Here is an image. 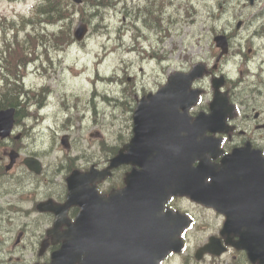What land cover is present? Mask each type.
<instances>
[{
    "label": "rangeland",
    "instance_id": "374dc122",
    "mask_svg": "<svg viewBox=\"0 0 264 264\" xmlns=\"http://www.w3.org/2000/svg\"><path fill=\"white\" fill-rule=\"evenodd\" d=\"M170 6H164L158 13L153 11V17L158 13L161 20V25L169 18L177 19L178 24L169 26V31L172 33L171 38L167 39L163 45L165 52L157 53L154 51L153 57H147L143 47L150 46V42H145L144 39L133 41V27L139 28L143 32V18L145 14L138 12L141 6L147 4L145 0H106L104 11L103 25L107 26L109 34L101 32L103 29L95 28V24H89L90 33L84 40L85 44L78 47L71 46L61 55L58 61L55 58L53 61L56 66L54 70H50L47 76L41 74L39 63L31 67L24 79L25 87L37 91L42 86H46L51 90V107L48 110L44 109L39 112L41 118L38 119L37 108L35 103H32V109L28 120H24L25 127H29V138L31 141L28 147L30 151H38L46 148L53 142V147L56 153L50 158V164L60 163L64 157V153L58 145L59 137L64 133H69L68 130H62L66 117H71V130L69 138H71L72 152L71 154H79L85 156H96L99 161H105L103 153L100 151L99 143L104 142L107 146H118L121 140L118 136L128 137L129 118L128 108H125L123 103L136 100L135 93L128 95L127 92H121L124 86H133L136 91L144 85L158 83L156 74L162 78L167 76L165 72L160 74L157 67H163L172 64V68L179 66L185 70L193 65H197L200 60H205L206 56L210 59L212 55V40L210 35L212 32H220L235 25V20H246L247 23H252L264 11V0H255L253 6H248L243 0H170ZM28 4L23 2L10 3L7 0H0V17L7 19H15L17 15L26 12ZM103 13V14H104ZM94 21H92L93 23ZM236 23V22H235ZM164 24V23H163ZM146 27V26H145ZM147 28V27H146ZM251 31L254 26L248 27ZM151 35L152 30L147 28ZM99 30V31H98ZM243 30V29H242ZM247 32L241 33L245 36ZM2 39V30L0 25V42ZM162 41L163 38L160 37ZM243 42V41H241ZM262 43V42H261ZM255 41V44H261ZM236 44V43H234ZM175 49L173 54L170 52ZM151 54V53H150ZM54 57V55H53ZM55 57H57L55 55ZM165 59L159 61L157 58ZM101 65L95 62H101ZM157 59V64H156ZM213 59L211 58L210 61ZM102 77H119L125 79L123 84L117 82L115 84L95 83L94 71ZM228 74L235 73L234 67L229 65L225 69ZM78 71H83L79 78ZM173 71V70H172ZM125 72V73H124ZM170 73V72H169ZM165 80V77L164 79ZM162 80V81H163ZM159 84V83H158ZM151 89L155 90V84L151 85ZM100 88L102 91H100ZM118 89V90H117ZM95 91L97 97L94 99L100 105L101 109L92 112L91 107H87L89 95ZM123 91V90H122ZM127 91V90H124ZM74 95H77V101L73 100ZM103 95L107 98L104 102ZM121 102V103H120ZM66 105V111L57 109L54 104ZM106 104V106L103 104ZM83 107L80 111H75L72 107ZM89 106V105H88ZM131 106V105H130ZM89 108V109H88ZM81 109V108H80ZM106 116L109 120L101 122L102 116ZM82 116L81 119L78 117ZM35 117V118H34ZM95 117L98 118L95 119ZM38 119V120H37ZM96 120L97 125H93ZM128 124V125H127ZM93 129L100 131V136L95 135L88 141L89 131L91 126ZM27 127V128H28ZM106 132V133H105ZM53 138V139H52ZM5 147L0 149V154L3 153ZM93 161V160H92ZM97 163L96 161H93ZM78 164H81L79 162ZM67 163L62 164L66 166ZM117 182L114 179L113 184ZM188 209L190 207H187ZM197 210H195L196 212ZM18 220V219H17ZM14 220L13 221H17ZM32 218H22V223H31ZM205 231L204 233H206ZM30 258V256H27Z\"/></svg>",
    "mask_w": 264,
    "mask_h": 264
},
{
    "label": "water",
    "instance_id": "95a60500",
    "mask_svg": "<svg viewBox=\"0 0 264 264\" xmlns=\"http://www.w3.org/2000/svg\"><path fill=\"white\" fill-rule=\"evenodd\" d=\"M200 73L201 70L197 69L188 77L181 79L177 77L173 79L166 89V91H169L160 94L157 103L158 109L148 114V116L155 117L147 121L134 120L137 125L143 124L156 127V132L153 136L156 141V147L158 148V158L165 163V166L172 165L176 159L178 160L180 158L191 164L194 157H200V149L194 152L190 151L189 157L186 158L182 157V152L180 151V147L186 143H189L191 147L192 142L190 141V137L194 136V131L191 130V132H188L189 134L185 133L182 135L175 130L180 126V119L176 110L181 108L185 113L195 101L196 93H189L187 90L191 80L198 77ZM8 114L11 113H0L1 138L8 136L12 128V117ZM137 114H141L140 111ZM206 122L208 123L210 120L206 119ZM168 128L174 129L173 133L168 131ZM128 156L133 157L134 152H130ZM13 160L14 158L12 157L11 161L13 162ZM121 162L128 163L129 160ZM131 162L133 163V161ZM27 165L30 164L27 163ZM244 167L248 174L249 186L259 191L264 185V164H256L253 166L252 163H247ZM189 173L190 178L188 176V181H190V185L200 182L197 177V169H191V167H189ZM218 177H221V174H218ZM228 185L229 184L219 185V183L215 182L213 185H209L207 190L221 196ZM186 189L191 190V187H186ZM77 192L78 193L72 195L73 197L69 196L68 201L70 203L74 200V203L80 206V212L75 223L71 226V230L64 234V236H67V241L62 244L60 250L56 253V264H74L76 253L85 255L87 252L89 256L96 257L95 259H97L96 252L98 251V246L105 241H108L110 245H114V247H112L113 252L110 253L107 264H155V260L156 263L160 261L168 251L178 250L179 247H177V241L175 239V223L173 221L168 225V227H171V229L169 228L170 231L165 232L167 227L163 228L162 225L159 224L154 232L151 231L146 222H142V224L135 223L134 217H127L123 210L118 209L120 206H118L117 202L109 206L110 210L98 209V206L95 204L97 200L95 194L87 189L85 191L78 189ZM129 195L125 203L132 201V190ZM70 197H72L71 200ZM155 197L157 199L160 197L158 192L155 194ZM214 201L215 199L211 198L207 201H203V203L206 205H214ZM94 212V220L91 223L93 227L87 229L88 217ZM114 212H121V216H115ZM258 218H260L259 223L255 217H253V219H246L244 226H250L251 229L246 233H242V240L236 247L245 250L248 258L252 262L259 260L260 264H264V214ZM145 219H149V216L147 215ZM236 223L239 225L238 222ZM227 226L229 228H234L236 224H231L230 222ZM229 228H227L226 231H228ZM159 229L162 230V234L158 231ZM152 235H156L154 240H158L162 245L161 247H147V243ZM122 240H126L131 245L126 244ZM118 243L119 246H116ZM162 247L166 249H162ZM81 264H86V261H83Z\"/></svg>",
    "mask_w": 264,
    "mask_h": 264
},
{
    "label": "trees",
    "instance_id": "16d2710c",
    "mask_svg": "<svg viewBox=\"0 0 264 264\" xmlns=\"http://www.w3.org/2000/svg\"><path fill=\"white\" fill-rule=\"evenodd\" d=\"M152 4L154 2L150 1V5L143 9L145 24L151 20L153 11L162 8L161 4L159 7H155L154 4V8H151ZM98 5L105 6V1L85 0L84 6L77 9L68 0H37L30 17L20 18L19 24L12 21L0 22L2 30L10 32L7 38L6 36L2 38L0 47V79H2L0 109L8 107L22 109L30 101V91L20 82L25 66L39 58L41 51L49 61L48 56L51 51H57L63 44L72 41L71 23L74 13L78 12L79 19L85 22L91 23L96 20L101 22L102 16L97 8ZM48 24L53 28L61 29L47 30ZM23 27L24 32L20 35L18 31ZM27 28L29 29L26 30Z\"/></svg>",
    "mask_w": 264,
    "mask_h": 264
},
{
    "label": "bare ground",
    "instance_id": "6f19581e",
    "mask_svg": "<svg viewBox=\"0 0 264 264\" xmlns=\"http://www.w3.org/2000/svg\"><path fill=\"white\" fill-rule=\"evenodd\" d=\"M218 33H221L223 34L224 36H226L232 43H237L238 41H245V38L242 37L237 31H235L232 27H229L228 29H225V30H222ZM246 38H248L247 36H245ZM259 50V49H258ZM79 72V71H78ZM17 104V103H16ZM19 117V116H18ZM179 130L180 132H183L185 130V128L179 126ZM148 197V195H146ZM154 199H156V197L154 195H152ZM136 196L133 198V203H134V200H135ZM160 199H161V195H160ZM154 202H158V200L156 199ZM151 203H147L146 206H149ZM156 224V223H155ZM157 226H159V224H156ZM93 226L92 224L90 223V221L88 220L87 221V226L86 228L87 229H91ZM156 230V229H155ZM161 234H162V230L159 229L158 230ZM156 237V235H155ZM152 242L149 244L151 245L150 247H154V248H158L161 247V243L157 240H154L153 237L151 238Z\"/></svg>",
    "mask_w": 264,
    "mask_h": 264
},
{
    "label": "flooded vegetation",
    "instance_id": "af4514ba",
    "mask_svg": "<svg viewBox=\"0 0 264 264\" xmlns=\"http://www.w3.org/2000/svg\"><path fill=\"white\" fill-rule=\"evenodd\" d=\"M227 93H228L230 102L234 103V99H235L234 90L233 89H229L227 91ZM263 113H264V111H259L258 112V115H259L260 118L263 117ZM253 117H255L254 114H252L251 116L241 115L242 119H250V118H253ZM232 133H234V134H229L226 137H223L224 138L223 147L228 152L230 151V149L232 147L235 146V142H236L235 136H237V132L235 131V132H232ZM220 138L223 139L222 136ZM62 195H63V190L60 187H58L56 196L58 198H60ZM70 212H72V210H70Z\"/></svg>",
    "mask_w": 264,
    "mask_h": 264
}]
</instances>
